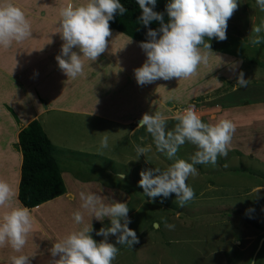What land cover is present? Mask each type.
Segmentation results:
<instances>
[{"label": "rangeland", "instance_id": "rangeland-1", "mask_svg": "<svg viewBox=\"0 0 264 264\" xmlns=\"http://www.w3.org/2000/svg\"><path fill=\"white\" fill-rule=\"evenodd\" d=\"M86 2L87 0L78 1L80 5ZM237 4V9L228 21L227 40L219 42L212 39L210 43L212 49L219 51L242 52L245 56L242 58L244 61L242 72H247L250 68L255 71L253 73L255 76L258 72L257 77L263 79L253 81L252 84L264 88V21L262 22L264 11L261 10L257 0H237ZM257 26L261 27L260 33L252 31V28ZM124 37L112 32L107 39L109 43L120 46L117 47L121 50L126 47L133 50L135 47L143 51L137 43L134 42L133 45L131 44L133 41ZM255 39H259L260 43L254 44L252 41ZM3 54L4 52L0 50L2 65H4ZM22 62L24 64L23 60L21 62L18 60L19 70L14 77L0 71V147L13 150L19 149L18 142L14 140V133L22 129L23 122L20 119L31 117L27 112L24 113L26 110L33 114L29 107H23L21 102L18 103L21 90L15 80L20 84L28 81V76L21 77L24 71ZM88 62L93 61L85 59L84 73L85 78L88 76L91 80L76 79L65 83L66 85L61 89L51 88L53 91L49 97L53 98L55 103L62 104V106L58 105L59 108L70 107L65 101L76 98L84 80L85 91H92L91 77H95L96 74L91 73L95 68ZM199 71L201 70L198 68L197 73ZM198 78L193 77L197 87L203 84L196 81ZM193 81L189 85L185 79L180 85L186 82V89L192 90L196 86ZM105 83L111 85V78H107ZM157 87L163 90L158 93L160 98L172 96L171 99L180 104L172 105V101L167 102L166 109L170 113L166 121H169V124L166 123V130L174 129L177 123L174 117L177 112H182L192 105L202 119V104L198 101H204L205 95H201L198 101L195 98L189 99L186 93H181L179 98H175L179 93L176 81L167 83L161 80ZM202 90L204 88L197 93H202ZM249 93V90L240 91L233 94L234 99L238 97V100L243 99L242 102H246L249 99L244 96ZM133 97L135 98L134 94ZM156 105L157 102L151 97L149 112L160 111L159 106ZM43 109V113H46ZM60 111L49 112L47 116L40 117L48 133L47 136L54 146V156L60 167L70 170L80 179H93L102 184L116 186L129 196L128 200L124 197L120 201L127 203L130 209L129 218L132 223L129 228L137 233L140 242L132 248L116 245L120 251L113 264H264V163L256 158L254 151L249 154L251 156L247 153L228 152L227 157H218L215 166L195 165L198 175L190 176L186 183L194 189L196 198L184 207H180L175 202V194L169 198L157 197L153 201L143 194L142 188L138 187L141 170L158 167L163 171L174 162L157 150L146 128H138L139 123L133 122L135 136L130 137L128 127L115 126L93 119L86 114L72 115L64 113V110ZM259 131L252 137L255 144L262 137L261 130ZM105 132L109 135V147L100 149V134ZM140 137H144L143 142ZM138 144L151 145L152 151L146 157L138 158L135 152V146ZM195 151H197L196 146L186 142L180 147L177 155L191 162L190 157ZM119 172L127 173L124 180H120L117 176ZM72 199V204L74 207L77 206V209L78 203H74L76 200ZM61 203L62 200H57L53 208H59ZM162 217L167 218L168 223L174 224L175 229H166ZM153 222L158 223L159 226L154 228ZM91 223L93 226L91 235L99 242L103 237L97 236L96 232L101 227H110V220L105 218L100 222L93 218ZM115 241V236L109 237L110 243L115 244Z\"/></svg>", "mask_w": 264, "mask_h": 264}, {"label": "clouds", "instance_id": "clouds-1", "mask_svg": "<svg viewBox=\"0 0 264 264\" xmlns=\"http://www.w3.org/2000/svg\"><path fill=\"white\" fill-rule=\"evenodd\" d=\"M136 3L142 13L137 22L148 28L147 42L139 44L147 59L142 67L134 70L140 86L160 79L182 80L196 75L201 64H208L209 51L212 52L210 41L227 40L228 21L238 7L237 0H170L165 9L168 17L165 22V13L154 11L157 0H136ZM257 3L264 11V0H257ZM127 11L120 0H87L79 6L69 2L60 9L57 32L63 44L55 59L69 79L83 75L85 59L96 61L106 51L107 38L112 35L109 22L117 13L123 16ZM153 22H158L160 27L150 28ZM252 31L260 33L261 27H254ZM31 34V22L24 10L12 0H0V48L7 49L14 43H22ZM252 42L257 44L260 40ZM74 48L83 55L73 51ZM247 84L248 80L241 72L233 88L247 87ZM174 119L177 123L173 130H166L167 117L158 111L154 115L144 114L139 121L138 128H146L157 150L174 162L163 171L158 167L141 170L138 187L153 201L157 197L169 198L175 194V202L184 207L196 198L194 189L186 183L190 176L198 175L195 165L215 166L218 157H227L236 125L229 119H220L215 124L204 123L194 105L177 112ZM100 135V149H107L108 132ZM140 140L143 142L144 137ZM186 142L197 148L190 157L191 162L177 155ZM151 151V145L135 146L138 158L146 157ZM126 175L125 172L117 173L120 180H124ZM79 195L82 210L75 211L72 218L81 227L55 242L48 250L53 257L52 264H113L120 251L116 245L132 248L139 244L137 233L129 228L132 221L127 203L109 200V197L92 191H81ZM14 197L13 187L0 180V208L10 209L0 218V248L10 247L18 254L10 257V264H31L35 256L23 254V250L33 232L35 218L27 207H12ZM86 216L91 221L93 218L100 222L105 218L110 220V227H101L96 232L97 236L103 237L101 241L93 239V226L86 222ZM161 219L166 229H175L167 218ZM158 226L153 222L154 228ZM110 236L116 237L115 244L109 242Z\"/></svg>", "mask_w": 264, "mask_h": 264}, {"label": "crops", "instance_id": "crops-1", "mask_svg": "<svg viewBox=\"0 0 264 264\" xmlns=\"http://www.w3.org/2000/svg\"><path fill=\"white\" fill-rule=\"evenodd\" d=\"M78 1L12 0L14 4L24 10L31 22L32 29L31 37L24 42L14 43L7 49L0 48L4 52V65L0 64V71L14 77L17 70H19L17 66L18 60L20 62L24 61V64L22 62L24 71L21 73V77L26 78L28 76V81L20 84L15 80L21 90L18 103L21 102L23 107H29V110L33 114L27 110L24 112H27L31 117L26 118L22 115L24 117L20 119L23 122L22 128L33 119H37L46 134H48L43 123L40 121V117L43 115L47 116L49 112H61L60 110L63 112L64 110V113L72 115L86 114L93 117V119L102 120L115 126L128 127V135L132 137L135 136L132 123L140 121L146 113L154 115L153 111L149 112L148 107L151 97L157 102L156 106L160 108V111H157L167 117L168 120L170 112L166 109L167 102L172 101V105L179 103H175L171 99L173 98L172 96L167 98H160L158 96L159 91L163 92V90H160V87H157V85L163 79L144 86L138 85L134 70L142 67L147 59V57H144L146 54L139 48L133 46V50L127 47L121 50L118 48L120 46L117 45V47L108 42L106 51L96 61L88 62L89 65L93 64V68H95L91 73L93 75L96 74L95 77H91L93 79L92 91H85V80L89 81L91 79L88 76L85 78L84 72L83 75L75 79H69L62 72L55 59L60 54L63 44L61 36L57 32V28L60 26L59 12L69 2L75 6H79ZM111 32L117 31L111 30ZM119 34L133 41L131 44L137 43L139 45L138 42L126 35ZM73 51H76L81 56L83 55L79 52V49L74 48ZM244 57L242 52L234 53L212 49V52L209 51L208 64L206 66L201 64L199 66V70L201 71L194 75L199 77L196 81L203 84L197 87L195 81H193L194 76L187 79L189 85L192 81L196 85L192 90L191 88L186 89V82L184 85H180L185 79L179 80L173 78L172 80H168L167 83L175 81L178 83L177 90L179 93L176 94L175 98H179L181 93H186L189 99L195 98L198 101L201 95H205L204 101H198V103L202 104V122L215 124L220 119H229L236 125V131L233 134L231 147L228 152L235 151L249 155L254 151L256 158L261 163H264V88L252 84L253 81L262 80L263 78L257 77V71V75L255 76L253 74L255 71L250 68L247 72L243 73L244 79L248 80L247 87L233 88L236 86L239 74L244 68V61L242 59ZM18 77L20 79V76ZM84 78L85 80L80 90H78L76 98L65 101V104L70 105L69 108H59L58 105L62 106V104L60 102L55 103L53 98L49 97L53 91L51 88L61 89L63 85H66L65 83H70L76 79L82 81ZM107 78H111V85H106L105 81ZM23 81L25 80L23 79ZM203 88V92L198 94L197 91ZM113 90L114 93H112ZM246 90H249L250 93L244 96V98H248L249 100L242 102L243 99L238 100V97L234 99L236 93L240 91L246 92ZM42 109L46 113H43ZM166 123L169 124V121ZM259 130H261L262 137L255 144L252 141V137L255 132H260ZM18 133L19 131L14 133L15 142H18ZM56 161L66 186V193L34 208H29L32 216L35 218V224L33 232L29 235L23 254L30 257L35 256V259L31 260V264H52L53 257L48 250L55 242L81 227L72 218L75 211L82 210V201L79 195L81 191H92L102 197H109V200L120 201L124 197L125 200L129 199L127 193L116 186L102 184L98 180L93 179H80L70 170L62 169L58 160ZM21 163L22 155L19 149L13 150L7 147H0V180L7 181L15 191L12 207H24L18 200ZM72 198L76 200L74 203H78L77 209V206L74 207L72 204ZM57 200H62L63 203H61L62 205L59 208H53ZM9 210L8 208H0V218H2L5 211ZM86 221L90 224L91 218L86 216ZM12 255L18 254L14 253L10 247L0 248V264H10V257Z\"/></svg>", "mask_w": 264, "mask_h": 264}, {"label": "trees", "instance_id": "trees-1", "mask_svg": "<svg viewBox=\"0 0 264 264\" xmlns=\"http://www.w3.org/2000/svg\"><path fill=\"white\" fill-rule=\"evenodd\" d=\"M170 0H157L154 11L165 13ZM128 10L123 16L118 13L110 21V29L138 42H147L148 28L138 23L142 14L136 0H120ZM153 30L160 27L158 22L149 25ZM18 148L22 155L18 200L22 206L34 208L66 193L60 169L54 156V146L38 120H32L18 133Z\"/></svg>", "mask_w": 264, "mask_h": 264}, {"label": "water", "instance_id": "water-1", "mask_svg": "<svg viewBox=\"0 0 264 264\" xmlns=\"http://www.w3.org/2000/svg\"><path fill=\"white\" fill-rule=\"evenodd\" d=\"M138 123H139V121H138Z\"/></svg>", "mask_w": 264, "mask_h": 264}]
</instances>
